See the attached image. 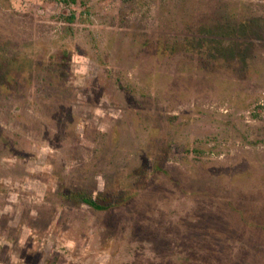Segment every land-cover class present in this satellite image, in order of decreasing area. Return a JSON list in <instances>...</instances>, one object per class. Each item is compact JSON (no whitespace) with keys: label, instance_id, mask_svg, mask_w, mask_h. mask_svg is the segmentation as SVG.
<instances>
[{"label":"rangeland","instance_id":"obj_1","mask_svg":"<svg viewBox=\"0 0 264 264\" xmlns=\"http://www.w3.org/2000/svg\"><path fill=\"white\" fill-rule=\"evenodd\" d=\"M0 264H264V0H0Z\"/></svg>","mask_w":264,"mask_h":264},{"label":"trees","instance_id":"obj_2","mask_svg":"<svg viewBox=\"0 0 264 264\" xmlns=\"http://www.w3.org/2000/svg\"><path fill=\"white\" fill-rule=\"evenodd\" d=\"M74 19H75V16L72 15L70 18H68V21L70 20L71 22H73ZM226 34H229V33H226ZM234 35L237 36V33H235ZM221 37H222V35H221ZM216 43H217V45L219 47L218 49H222L223 48L222 50H224V46H225L224 43L225 42H221V41L217 40ZM212 50L216 51L215 50V46H214V48ZM219 55H222V54L220 53ZM83 202L86 203L88 206H90L91 208H93V210H96V211H103V210H107V209L110 210L111 209L110 208L111 205H109L108 207H105V206L101 205L98 201L94 200L92 197L91 198H89V197L88 198H84Z\"/></svg>","mask_w":264,"mask_h":264}]
</instances>
